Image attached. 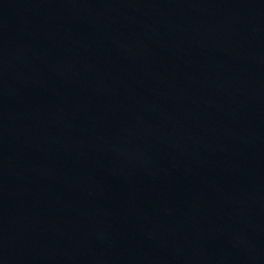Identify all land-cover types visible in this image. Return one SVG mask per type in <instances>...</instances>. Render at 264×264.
Instances as JSON below:
<instances>
[{"label": "water", "instance_id": "obj_1", "mask_svg": "<svg viewBox=\"0 0 264 264\" xmlns=\"http://www.w3.org/2000/svg\"><path fill=\"white\" fill-rule=\"evenodd\" d=\"M0 264H264V0H0Z\"/></svg>", "mask_w": 264, "mask_h": 264}]
</instances>
